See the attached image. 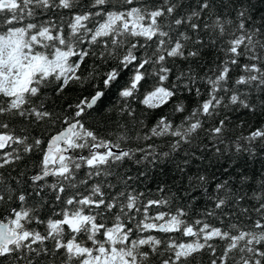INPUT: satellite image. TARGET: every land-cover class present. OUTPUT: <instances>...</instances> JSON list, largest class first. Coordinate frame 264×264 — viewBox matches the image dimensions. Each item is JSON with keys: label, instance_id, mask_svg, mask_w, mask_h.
<instances>
[{"label": "snow or ice", "instance_id": "snow-or-ice-1", "mask_svg": "<svg viewBox=\"0 0 264 264\" xmlns=\"http://www.w3.org/2000/svg\"><path fill=\"white\" fill-rule=\"evenodd\" d=\"M59 10L70 15H49ZM238 17L230 31L232 22L213 13V0H199L195 9L183 0H87L83 8L78 0H0V205L19 202L0 216V264H194L205 251L209 264H264V192L256 206L225 219L224 209L236 200L226 182L218 183L221 195L213 208L220 215L206 211L193 219L184 206L167 208V199L145 198L132 187V176L118 178L116 166L135 152L101 138L84 122L109 91L115 89L127 103L149 78L151 88L140 101L149 108L176 99L182 89L201 95L200 87L193 88L199 81L192 69L177 72L175 63L198 61L204 37L220 48L215 70L209 69L201 85L207 98L180 126L161 117L152 135L171 134L178 148L225 109L264 111V100L256 105L241 92L258 89L264 95V25L250 29L244 10ZM89 58L93 69L85 76ZM113 61L94 86L98 66ZM235 69L240 71L233 80ZM125 71L131 72L127 80ZM70 83H88L92 91L58 115L53 106ZM49 90L55 99L47 96ZM124 110L133 115L130 103ZM185 110L179 102L173 108ZM53 123L60 124L56 134L45 138L37 131ZM226 123L216 120L209 133L219 137ZM245 139L264 141V127ZM37 152L34 186L21 190L22 180L6 170L15 171L14 164ZM205 181L199 175L193 183ZM49 191L51 202L44 198Z\"/></svg>", "mask_w": 264, "mask_h": 264}, {"label": "trees", "instance_id": "trees-1", "mask_svg": "<svg viewBox=\"0 0 264 264\" xmlns=\"http://www.w3.org/2000/svg\"><path fill=\"white\" fill-rule=\"evenodd\" d=\"M78 3L83 8L87 4V0H78ZM183 3L195 9L199 0H183ZM241 10L246 12V23L250 29L264 25V0H213V13L222 14L225 21L232 22L228 25L230 31L235 30V26L239 22L238 12ZM49 15H52L53 18L64 17L67 19L70 14L66 10H59ZM204 39L207 42L201 49L202 55L198 61L189 63L187 66L179 60L175 63L177 72L181 68H184L185 71L188 68L192 69L199 81L193 85V88L200 87L201 95L198 96L195 91L190 93L182 89L176 99L159 108H149L140 102L143 99V93L151 88L152 81L149 78L137 94V99L127 103L117 95L115 89L109 91L100 108L85 117L84 122L96 129L101 138L120 143L121 148L131 149L135 152V156L127 158L117 165L115 171L118 172V178L132 176L134 178L132 187L138 193H144L145 198L167 199L170 202L165 206L167 208L174 209L184 206L193 219L204 218L206 211L213 210L219 216L220 210L213 208L215 197L221 195L216 185L226 182L227 190L233 193L236 203H230L224 209V217L232 219L238 209L256 206L261 193L264 192V188H262L264 185V141L257 140L249 143L245 139L251 130L264 127V111L259 108L256 111H251L235 106L225 109L218 116L205 120L203 129L193 133L189 143L182 141L178 148H173L177 137L171 134L153 136L151 132V129L163 116L170 117L175 125H182L184 117L188 116L199 103L207 98L206 88L201 85L204 84V77L211 74L209 69L215 70V66L220 60V48L212 45L209 37H204ZM86 63L87 69L84 71V75L88 76L93 69L94 61L89 58ZM114 63L113 61L107 65L98 66L97 72L94 73L96 76L94 86H100L102 74L114 66ZM239 71V69H235L232 72L233 80L238 76ZM130 75V71H125L123 79L127 80ZM91 91L92 87L88 83H70L52 110L58 115H63L62 107L67 110L68 102L75 105L77 98L86 96ZM241 92H247L249 101L254 100L256 105L264 100V95L258 89L242 88ZM47 96L55 99L50 90ZM177 102L184 105L186 109L184 113L173 111ZM129 103L134 110L132 116H128L124 110ZM221 118L227 119L226 127L224 132L216 137L209 133V129L215 125L216 120ZM59 129L60 124L53 123L45 124L37 131L43 132L44 137L47 138ZM137 149L144 151L140 152ZM149 153L151 155H148ZM163 153H168V155L164 156ZM145 156L148 158L145 159ZM40 158L39 152L29 154L22 162L13 165L15 171L6 170L10 177L22 180L19 186L21 190L30 191L34 186L30 177L38 171ZM17 172L22 176L18 177ZM199 175L205 176L206 181L194 184L193 181ZM54 181L55 177L46 179L45 183ZM240 194L245 196V200L240 201ZM53 195L49 191L44 198L51 202ZM17 203L19 202L0 205V216L7 215L5 209L14 207ZM50 206L54 207V204L50 203ZM44 211L46 212L47 208ZM215 219L214 217L213 220L215 221ZM33 227L36 226L33 225ZM41 230H43L42 226ZM217 247L222 249L223 242H218ZM210 258L211 254L205 251L196 257L194 264H209Z\"/></svg>", "mask_w": 264, "mask_h": 264}, {"label": "water", "instance_id": "water-1", "mask_svg": "<svg viewBox=\"0 0 264 264\" xmlns=\"http://www.w3.org/2000/svg\"><path fill=\"white\" fill-rule=\"evenodd\" d=\"M54 134H56V132H55ZM54 134H53V135H54ZM114 150H115V151H119V149H114ZM5 216H6V215H5Z\"/></svg>", "mask_w": 264, "mask_h": 264}]
</instances>
